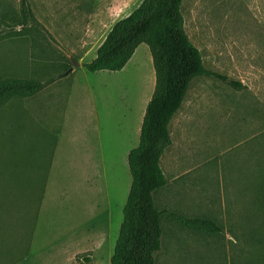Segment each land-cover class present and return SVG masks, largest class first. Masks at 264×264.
<instances>
[{
    "label": "rangeland",
    "instance_id": "1",
    "mask_svg": "<svg viewBox=\"0 0 264 264\" xmlns=\"http://www.w3.org/2000/svg\"><path fill=\"white\" fill-rule=\"evenodd\" d=\"M142 1L0 0V82L42 83L0 102V264H111L156 71L144 43L120 72L83 65ZM181 14L205 68L227 80L191 81L155 202L224 232L165 215L156 264H264V0H183Z\"/></svg>",
    "mask_w": 264,
    "mask_h": 264
},
{
    "label": "trees",
    "instance_id": "2",
    "mask_svg": "<svg viewBox=\"0 0 264 264\" xmlns=\"http://www.w3.org/2000/svg\"><path fill=\"white\" fill-rule=\"evenodd\" d=\"M183 0H143L129 16L119 20L84 68L90 73L120 72L132 59L140 44L151 48L156 71V90L145 108L139 144L128 154L132 177L123 222L115 244L111 264H156L161 250V219L170 215L188 228L209 234L223 233L214 220L189 217L156 206L155 194L169 182L161 159L171 145L170 124L180 110L191 81L199 76L227 80L205 68L199 49L184 30L181 14ZM25 19L31 18L26 1L22 3ZM70 67H66V71ZM237 87L241 84L231 81ZM42 87L40 82L7 80L0 82V102L15 95H31ZM264 208V178L256 189ZM87 263L90 260L86 258Z\"/></svg>",
    "mask_w": 264,
    "mask_h": 264
},
{
    "label": "water",
    "instance_id": "3",
    "mask_svg": "<svg viewBox=\"0 0 264 264\" xmlns=\"http://www.w3.org/2000/svg\"><path fill=\"white\" fill-rule=\"evenodd\" d=\"M78 65H80V62L73 61V66H78ZM72 70H73V68H70L68 73L72 72Z\"/></svg>",
    "mask_w": 264,
    "mask_h": 264
},
{
    "label": "crops",
    "instance_id": "4",
    "mask_svg": "<svg viewBox=\"0 0 264 264\" xmlns=\"http://www.w3.org/2000/svg\"><path fill=\"white\" fill-rule=\"evenodd\" d=\"M96 55H97V52H96ZM96 55H95V58H96ZM95 58H94V59H95ZM94 59H93V60H94Z\"/></svg>",
    "mask_w": 264,
    "mask_h": 264
}]
</instances>
